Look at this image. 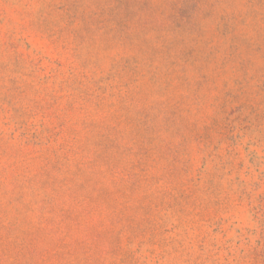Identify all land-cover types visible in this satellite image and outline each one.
<instances>
[{"label":"rangeland","instance_id":"374dc122","mask_svg":"<svg viewBox=\"0 0 264 264\" xmlns=\"http://www.w3.org/2000/svg\"><path fill=\"white\" fill-rule=\"evenodd\" d=\"M0 264H264V0H0Z\"/></svg>","mask_w":264,"mask_h":264}]
</instances>
